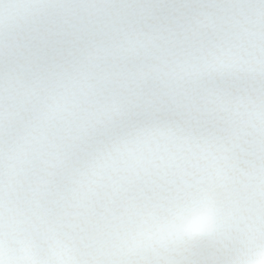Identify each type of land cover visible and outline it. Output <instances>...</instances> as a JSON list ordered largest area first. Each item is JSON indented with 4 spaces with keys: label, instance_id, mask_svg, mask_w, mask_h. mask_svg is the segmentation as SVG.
I'll use <instances>...</instances> for the list:
<instances>
[{
    "label": "snow or ice",
    "instance_id": "snow-or-ice-1",
    "mask_svg": "<svg viewBox=\"0 0 264 264\" xmlns=\"http://www.w3.org/2000/svg\"><path fill=\"white\" fill-rule=\"evenodd\" d=\"M0 264H264V0H0Z\"/></svg>",
    "mask_w": 264,
    "mask_h": 264
}]
</instances>
